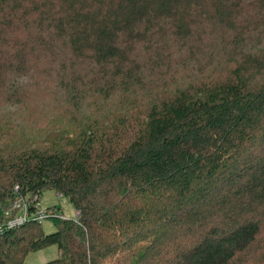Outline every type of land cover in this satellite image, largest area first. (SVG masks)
<instances>
[{"label":"trees","instance_id":"16d2710c","mask_svg":"<svg viewBox=\"0 0 264 264\" xmlns=\"http://www.w3.org/2000/svg\"><path fill=\"white\" fill-rule=\"evenodd\" d=\"M172 65L189 75L151 95ZM26 84H55L78 132L0 149V264H264V0H0V92ZM48 191L81 212L48 207L51 234Z\"/></svg>","mask_w":264,"mask_h":264},{"label":"rangeland","instance_id":"374dc122","mask_svg":"<svg viewBox=\"0 0 264 264\" xmlns=\"http://www.w3.org/2000/svg\"><path fill=\"white\" fill-rule=\"evenodd\" d=\"M219 61H221L220 65L216 66ZM227 61L226 57H221L219 60H202L200 64H196L190 75L214 77L226 69ZM171 72L163 77L147 74L146 79L153 83L149 86L151 88H147L148 92L151 95L167 94L177 89L176 79L178 77L189 75L184 70L175 69L173 65ZM180 80H183V77ZM24 87L28 93H21L18 99L10 102L5 94L0 92V149L10 152L11 149L21 151L49 148L51 140L78 132L74 129L76 125L73 121L75 118H72L70 114L71 106L64 99L63 94L56 89L55 84L40 87L39 90L33 84H26ZM51 87L52 90L48 93L47 89ZM114 108H117L116 105L110 104L109 109L113 111ZM79 118L82 119V116ZM54 205L60 206L65 219H75L76 211L66 198L59 199L54 191L45 192L40 199L39 206L45 210ZM43 229L46 234L56 231L54 223L49 220L43 223ZM60 256L58 247L51 246L29 254L24 264H45L59 259Z\"/></svg>","mask_w":264,"mask_h":264},{"label":"built area","instance_id":"2783aa9c","mask_svg":"<svg viewBox=\"0 0 264 264\" xmlns=\"http://www.w3.org/2000/svg\"><path fill=\"white\" fill-rule=\"evenodd\" d=\"M15 190L19 191L18 188H16ZM59 199H61L60 196H59ZM29 207H30V203L28 202L27 199H25L23 197H20L19 200L15 201L11 205V209L8 211H5V214L7 217L11 216L14 212L16 213L15 217L8 221L9 222L8 226L9 227L22 226L29 219H31L32 215L29 213ZM38 208L39 209L36 211V213L33 214L34 218H36V220L39 222H43V221L47 220L49 215H50V212L47 209H45V210L42 209L40 206ZM60 216L65 219V217L62 214ZM80 217H81V212L76 211L75 212V220H79Z\"/></svg>","mask_w":264,"mask_h":264}]
</instances>
